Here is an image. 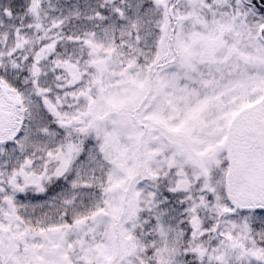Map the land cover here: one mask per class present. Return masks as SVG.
Here are the masks:
<instances>
[{"label": "snow or ice", "instance_id": "obj_1", "mask_svg": "<svg viewBox=\"0 0 264 264\" xmlns=\"http://www.w3.org/2000/svg\"><path fill=\"white\" fill-rule=\"evenodd\" d=\"M0 264H264V0H0Z\"/></svg>", "mask_w": 264, "mask_h": 264}]
</instances>
